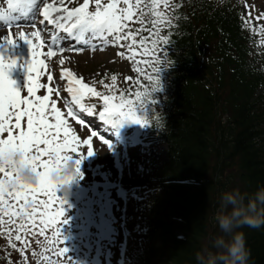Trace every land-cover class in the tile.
Instances as JSON below:
<instances>
[{"label":"snow or ice","instance_id":"obj_1","mask_svg":"<svg viewBox=\"0 0 264 264\" xmlns=\"http://www.w3.org/2000/svg\"><path fill=\"white\" fill-rule=\"evenodd\" d=\"M41 0H8L7 11H0V19L8 22L9 32L0 38L8 45H14L17 39L24 40L30 49V59L27 62L26 95L15 86V81L9 78V71L16 64V60L6 61L0 57V231L8 237L13 249L20 241V252L29 246L30 236H44L45 242L60 245L54 255L66 256L69 249L65 246V237L62 233V225L68 223L65 218L66 199L57 193L65 184H70L80 173L81 161L85 153L81 146L86 147L87 156L94 154L93 138L99 136L100 141L111 148L110 142L94 129V126L80 113L87 116H96L95 104L85 103L88 97H98L102 100L103 107L98 111V119L107 122L111 126H118L124 122H134L149 125L148 119H143L137 114V108H143L145 103L156 101L154 93L161 91L160 75L152 76L146 69L160 73L162 68L161 56L168 53L166 47L169 36L161 35L157 29L160 24L171 25L172 18L166 12L160 10V5L169 8L167 0H149L144 8L149 9L156 17L152 27L145 29L148 36L137 39L138 32L128 31L129 21L135 19L144 25V12L141 10L142 0H123L125 6H121V0H82L78 6L69 7L65 0H50L39 7ZM94 5V7H90ZM35 10H39L42 19L41 25H48L56 30L67 34L65 39L73 43L68 47L71 50L81 52L83 47L77 44H89V38L112 37V43L130 39L128 46L129 59L137 56L150 57V59H136L137 72L142 73L150 82L142 85L139 80L133 81L131 76L125 77L127 81L135 84L136 90L123 91L116 87L117 77H111L112 84H105L109 94L102 93L97 88L77 75L71 68L63 67L65 59L59 60L60 81L66 83V92L70 99L64 103L63 111L58 106L57 97L61 95L59 88L51 86L54 80L47 63L48 57H54L57 52L63 53L65 47L59 46V38L52 34L51 43L44 40L41 35L42 29L35 23ZM11 13H20L31 16V32L23 30V26L17 24L21 30L17 33L11 31ZM259 19V17L257 18ZM123 47V45H120ZM45 47L47 50L45 51ZM123 56L124 53H118ZM47 77L49 83L41 82V77ZM103 83V81H101ZM46 89V94L38 95V90ZM143 89V90H141ZM77 109L79 111H77ZM76 124L89 130V135L82 138L70 123V119ZM26 121V126H25ZM6 133V135H4ZM76 153L74 159V175L57 178V172L71 157L67 153ZM20 157V163L31 166L37 176L34 183H25L18 176L15 157ZM51 232V237L47 235ZM37 243H41L37 241ZM47 251V249H45ZM38 255V253H33ZM48 260V257H45ZM50 264H60L58 260Z\"/></svg>","mask_w":264,"mask_h":264},{"label":"trees","instance_id":"obj_2","mask_svg":"<svg viewBox=\"0 0 264 264\" xmlns=\"http://www.w3.org/2000/svg\"><path fill=\"white\" fill-rule=\"evenodd\" d=\"M185 1L167 44L169 95L147 109L168 147L171 175L167 200L173 219L161 231L170 239L161 264H196L199 239L211 231L210 206L220 192L236 185L251 192L264 184V111L252 100L262 74L245 68L248 51L237 8L229 0L223 6ZM242 231L250 264H264V226L244 225Z\"/></svg>","mask_w":264,"mask_h":264},{"label":"rangeland","instance_id":"obj_3","mask_svg":"<svg viewBox=\"0 0 264 264\" xmlns=\"http://www.w3.org/2000/svg\"><path fill=\"white\" fill-rule=\"evenodd\" d=\"M241 2V12L243 18L248 23L251 30L255 32H260L262 42L259 44L258 49L260 53L264 54V0H239ZM107 2V0H105ZM135 3V0H132ZM149 0H142L141 9L144 12V20L146 23L144 27H152V18H149L146 14L150 13L149 9L144 8ZM94 7V5H91ZM121 6H125L121 3ZM4 8L0 2V9ZM152 16H154L152 14ZM259 17V19H257ZM133 25L140 26L141 24L134 19L129 21V27ZM156 30V29H154ZM2 53V52H1ZM0 53V54H1ZM4 60L8 61L7 56H1ZM136 59H142L137 56L135 59L123 60L117 64L112 65L108 62L109 57L105 55H98L94 57V62L91 57H86L78 60H72L68 65L74 72H77L79 76H82L85 81L91 85L94 84L95 80L100 78L103 73L110 71H119L123 74L122 86L125 89L132 88L135 84L132 81H127L125 77L131 76L133 81L139 80L140 83H145L148 81L146 77L136 71L138 67L144 68L143 64L137 65L135 63ZM107 61V62H106ZM114 61V59H113ZM257 65L264 69V65L257 62ZM27 66V65H26ZM27 69V67H26ZM56 71L58 68L55 69ZM150 72L149 69H146ZM51 71V70H50ZM127 71L129 72L127 74ZM151 74V73H150ZM152 75V74H151ZM11 79V76L9 75ZM42 83H49L47 81L46 75L41 77ZM26 83H27V73H25V80L23 83L22 95H26ZM55 82H51V86L54 87ZM38 95L46 94V89L38 90ZM54 95L53 99H57ZM58 101V99H57ZM58 106L62 108V105L58 101ZM102 106V104H101ZM142 117V116H141ZM145 119L144 117H142ZM72 126L77 130L78 134L82 138L87 137V133L80 129L77 125L73 124L70 120ZM26 126V125H25ZM122 130L129 135H134L136 133L142 134L141 142L142 146L129 151V155L122 159L123 171L121 176H117L115 166L119 165L112 158L116 152H120V149L108 148L107 146L93 141L94 154L87 156L86 147L81 146V151L85 153V158L80 164L81 175L77 176L70 184H68V192L65 195L63 187L60 191L63 198L66 199L65 215L68 218L67 226L72 229V234L85 235L89 228V223L96 226L97 221L95 218H104L103 221L106 223L100 228L105 227L109 229V236L107 242L100 240L99 247H95L94 251L92 248L85 244L81 247H76V242L74 245V251L70 254L76 252L72 255V258L66 256H56L54 252L59 245H52L48 260L45 258H36L32 264H50L51 261L58 260L60 264H94L95 261H87L91 258L92 252L98 254L100 260L96 264H116L121 256L116 252V246L121 241V233L119 230V222H123L126 229L130 230L132 233L130 239H128V247L125 256L123 257L124 264H131L134 259V252L139 250L140 240L146 247H160L161 239L158 235L151 234L146 236H139L140 231L138 226L141 227L144 220L148 218L151 213L155 215L157 210L154 209V202H147V199L151 195H160V191H156V185L153 181H156L157 175L165 162V151L164 158H162L163 151L160 150L155 143L157 142L155 138L150 134L147 125H141L139 123H126L121 124ZM6 135V133L4 134ZM158 143V142H157ZM161 144V143H159ZM163 145V144H162ZM71 157L67 162L74 168V159L76 158V153H67ZM107 184L109 188L107 190L103 189L101 185ZM121 184L125 187L127 193V201H120L119 197L115 195V185ZM78 185V186H76ZM137 185V186H135ZM143 185V186H139ZM145 186V189H144ZM78 187V188H77ZM147 189V190H146ZM109 207L110 209L106 208ZM160 214L161 211H158ZM153 215L150 216L152 219ZM124 219L122 220V217ZM155 218V217H154ZM136 230L138 233H136ZM142 230V229H141ZM143 231V230H142ZM129 234V233H128ZM65 239L70 235L65 234ZM65 258V259H63Z\"/></svg>","mask_w":264,"mask_h":264},{"label":"clouds","instance_id":"obj_4","mask_svg":"<svg viewBox=\"0 0 264 264\" xmlns=\"http://www.w3.org/2000/svg\"><path fill=\"white\" fill-rule=\"evenodd\" d=\"M14 159L20 180L36 182L37 176L31 166L20 163L18 154ZM73 175L74 168L68 162L57 172L58 179ZM63 191L67 195L68 184L63 186ZM214 219L223 234L209 236L208 242L195 252L196 264H250L251 251L247 247L242 226H264V184L251 192L239 187L222 191Z\"/></svg>","mask_w":264,"mask_h":264},{"label":"bare ground","instance_id":"obj_5","mask_svg":"<svg viewBox=\"0 0 264 264\" xmlns=\"http://www.w3.org/2000/svg\"><path fill=\"white\" fill-rule=\"evenodd\" d=\"M1 27V25H0ZM27 32V31H26ZM4 37V34L2 31H0V38ZM10 46H12L19 54V59H18V66L21 68H23L24 64L27 63V61H25V59L27 58H30V49H29V46H26V48H22L21 46V40L20 39H17L16 43L14 45H8L6 43L5 40L3 39H0V51L3 50L4 53H7V51H9V48ZM49 60H53L55 58H47ZM155 145L163 151V155H162V158H164V146L161 145V144H158V143H155Z\"/></svg>","mask_w":264,"mask_h":264}]
</instances>
